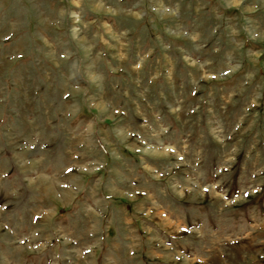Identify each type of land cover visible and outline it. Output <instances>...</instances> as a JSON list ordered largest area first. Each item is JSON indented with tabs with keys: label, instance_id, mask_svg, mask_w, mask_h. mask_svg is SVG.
<instances>
[{
	"label": "rangeland",
	"instance_id": "obj_1",
	"mask_svg": "<svg viewBox=\"0 0 264 264\" xmlns=\"http://www.w3.org/2000/svg\"><path fill=\"white\" fill-rule=\"evenodd\" d=\"M0 264H264V0H0Z\"/></svg>",
	"mask_w": 264,
	"mask_h": 264
},
{
	"label": "bare ground",
	"instance_id": "obj_2",
	"mask_svg": "<svg viewBox=\"0 0 264 264\" xmlns=\"http://www.w3.org/2000/svg\"><path fill=\"white\" fill-rule=\"evenodd\" d=\"M44 184V183H43ZM43 186H45V185H43ZM48 186V185H47ZM47 193H48V191H46ZM50 194V193H49ZM171 224V223H170ZM173 226V225H172Z\"/></svg>",
	"mask_w": 264,
	"mask_h": 264
}]
</instances>
